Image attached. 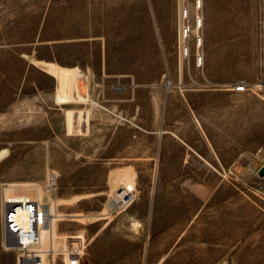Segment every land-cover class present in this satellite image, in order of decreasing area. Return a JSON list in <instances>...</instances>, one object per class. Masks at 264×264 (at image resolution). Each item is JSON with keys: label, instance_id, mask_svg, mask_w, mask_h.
Returning a JSON list of instances; mask_svg holds the SVG:
<instances>
[{"label": "rangeland", "instance_id": "rangeland-1", "mask_svg": "<svg viewBox=\"0 0 264 264\" xmlns=\"http://www.w3.org/2000/svg\"><path fill=\"white\" fill-rule=\"evenodd\" d=\"M154 1L0 0V43L23 36L49 61L53 51L41 44L72 36L77 60H59L81 66L100 61V9L129 8L124 92L106 94L103 86L121 81L98 78L95 94L69 90L79 106L109 111L108 119L73 120L70 130L50 98L35 101L34 121L23 109L17 123L0 127V238L1 185H10L7 198L60 204L57 245L85 235L81 264H264V0H165L162 12ZM229 144L235 149H222ZM200 147L215 161L220 153L239 158L211 174L193 151ZM169 164L206 174L160 179ZM52 174L58 188L50 194ZM127 183L134 197L109 210Z\"/></svg>", "mask_w": 264, "mask_h": 264}, {"label": "crops", "instance_id": "crops-1", "mask_svg": "<svg viewBox=\"0 0 264 264\" xmlns=\"http://www.w3.org/2000/svg\"><path fill=\"white\" fill-rule=\"evenodd\" d=\"M154 2L156 3V10L161 12L165 10V0H155ZM128 10L129 8H125L123 4L119 3L115 7L111 6L110 9L108 7L100 9L103 43L102 47L95 48L99 50L98 53L101 58L94 65L81 66L77 62L68 65L59 60L63 55L71 58L74 56L77 60L80 50L75 48L73 43L77 39L72 36L55 38L52 44H41L48 46L53 51L55 58L49 61L46 58L39 57L41 53L39 46H34L33 51H31L30 41L24 40L23 36L14 38L11 43H0V127L17 123L18 113L23 109L27 110L26 115L29 118L32 117L34 121L35 114L32 111L35 101L39 99L50 101V98L53 99L54 104L58 105L60 110L65 111L63 120L65 123L68 120L70 130L74 127L73 120L75 122L81 119L94 120L98 116L108 119L110 112L107 110L92 112L81 105L79 106L78 102H74L71 98L68 102H62L61 98L71 97V94H69L70 89L79 94L82 93L85 97L89 96L90 93L95 94L97 88H91L90 85L96 78L105 81L112 79L121 81V84L119 82L116 85L111 83L109 86H103L106 94L114 91L124 92L122 80L127 78L126 70L128 66L125 59L127 48H125L124 21L125 11ZM50 83H52L51 86ZM50 91H53V94H50ZM94 96L91 95V99ZM109 129L107 130L108 133L110 132ZM112 129H114L113 125ZM69 135L71 134L68 133V128H66V136ZM2 139L0 137V140ZM209 145L215 147L214 142L209 143ZM170 146H173V144L171 143ZM205 148H208V145ZM217 149L221 151V149ZM222 149L235 148L229 144V146H224ZM203 150V147L193 149L204 164L211 166L205 167L208 173L212 172L211 174L221 172L220 169L230 168L239 158L233 152L225 155L220 153L218 161H215L216 156L214 154L208 153L206 157H203ZM168 167V170L159 172L160 179L171 180L206 174V172H201L203 168L199 169L191 164L186 165V168L183 169L176 168L177 166L172 164H169ZM0 255L6 258L5 264H13V260L16 261L17 259L14 251L9 253L5 250L2 238H0Z\"/></svg>", "mask_w": 264, "mask_h": 264}, {"label": "built area", "instance_id": "built-area-1", "mask_svg": "<svg viewBox=\"0 0 264 264\" xmlns=\"http://www.w3.org/2000/svg\"><path fill=\"white\" fill-rule=\"evenodd\" d=\"M235 89L239 93L247 90L243 83ZM57 180L55 174L48 177L45 187L48 193L57 190ZM7 187L1 185L4 192L1 210L3 244L6 251L16 253L17 264H81L90 244L85 235H69L66 240L70 244L65 247L57 245L53 233L44 242L43 234L54 232L58 216L50 212L48 203L40 196L24 194L7 198Z\"/></svg>", "mask_w": 264, "mask_h": 264}, {"label": "bare ground", "instance_id": "bare-ground-1", "mask_svg": "<svg viewBox=\"0 0 264 264\" xmlns=\"http://www.w3.org/2000/svg\"><path fill=\"white\" fill-rule=\"evenodd\" d=\"M202 2L203 1H200V6L202 5ZM203 21L201 20V18H200V25H203V23H202ZM198 43H199V45H203V39L200 37L199 38V40H198ZM199 60H201V62L203 63V58L202 57H199ZM171 82H168V85H167V90L171 87ZM169 91V90H168ZM61 97V96H60ZM60 100V99H59ZM69 100H71L70 99V97H68V96H65V97H62L61 98V101L62 102H68ZM60 101V102H61ZM71 118H73V116H71ZM70 124V123H69ZM5 156V152H2L1 154H0V160H2L3 159V157ZM133 183V182H132ZM10 187H12V186H8L7 187V191L9 190V188ZM133 191H134V187H133V184H128L127 183V187H125L124 188V190H122V191H120V192H118L117 193V197L116 198H114L113 199V201L111 202V203H109L107 206H108V208H109V210H113V208H118V207H120L121 205H126L127 203H128V198L130 197V199L132 198V197H134V195H133ZM39 192H40V189H39ZM58 205H60V204H58L56 201L53 203V205H51V207H50V212L53 214V215H55V216H60V215H58V209H57V206ZM105 215V214H104ZM69 216L71 217V218H73V220H76V221H78V220H84V218L86 217L85 215L84 216H82V215H77V214H69ZM99 216V215H98ZM88 217V216H87ZM97 217V216H96ZM61 220H62V218H61ZM55 227V230H54V232H51V233H48V232H46V233H44L43 234V240H44V242H47L48 241V239H49V237L52 235V233L54 234V236H55V238L56 237H58V232H57V228H56V226H54ZM81 237H84L83 235H80ZM259 237V236H258ZM252 240V239H251ZM262 242V241H261ZM247 243V242H246ZM258 244V243H257ZM254 245H255V243H254ZM244 246V245H243ZM256 246V245H255ZM262 247V246H261ZM260 248V247H259ZM256 249V248H255ZM258 250V249H257ZM257 250H255V251H257ZM258 254V253H257ZM255 255V254H254ZM252 256H253V254H252ZM249 257H251L250 255H249ZM259 257V255H255L254 256V259L256 260L257 258Z\"/></svg>", "mask_w": 264, "mask_h": 264}, {"label": "water", "instance_id": "water-1", "mask_svg": "<svg viewBox=\"0 0 264 264\" xmlns=\"http://www.w3.org/2000/svg\"><path fill=\"white\" fill-rule=\"evenodd\" d=\"M261 174H264V167H263V169L261 170Z\"/></svg>", "mask_w": 264, "mask_h": 264}]
</instances>
